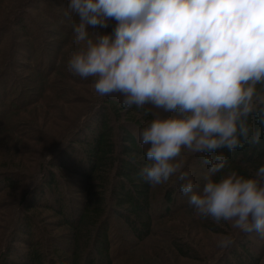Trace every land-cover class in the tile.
I'll list each match as a JSON object with an SVG mask.
<instances>
[{"label": "trees", "instance_id": "obj_1", "mask_svg": "<svg viewBox=\"0 0 264 264\" xmlns=\"http://www.w3.org/2000/svg\"><path fill=\"white\" fill-rule=\"evenodd\" d=\"M68 3L0 0V198L12 199H0V264H261L258 233L198 217L175 177L153 187L140 176L134 133L160 110L124 109L121 96L101 97L94 78L69 70L83 45ZM108 23L89 30L109 34L117 22ZM222 151L224 172L252 177L264 133ZM182 155L202 188L203 154ZM226 235L234 244L213 259L208 241Z\"/></svg>", "mask_w": 264, "mask_h": 264}, {"label": "clouds", "instance_id": "obj_2", "mask_svg": "<svg viewBox=\"0 0 264 264\" xmlns=\"http://www.w3.org/2000/svg\"><path fill=\"white\" fill-rule=\"evenodd\" d=\"M72 14L83 46L69 70L94 78L99 96H121L124 109L169 114L134 133L143 180L155 187L175 177L198 217L264 238V165L252 177L224 172L222 151L258 145L264 133V0H69ZM110 20L111 33L90 32ZM184 150L203 154L202 188L184 170ZM233 244L226 235L217 246Z\"/></svg>", "mask_w": 264, "mask_h": 264}, {"label": "rangeland", "instance_id": "obj_3", "mask_svg": "<svg viewBox=\"0 0 264 264\" xmlns=\"http://www.w3.org/2000/svg\"><path fill=\"white\" fill-rule=\"evenodd\" d=\"M1 199V198H0ZM6 200H10V201H12V199H10L9 197H5V198H3V199H1V201L3 202V203H5L6 202ZM6 213V211L3 209V210H1L0 211V214H5ZM118 224V223H117ZM1 225V224H0ZM256 243H257V248L260 250H264V243H260V242H258V241H256V240H254ZM210 242H212L211 244H210ZM208 243L209 244H207L208 246L207 247H210L211 248V250H212V257H213V259L214 258H217V255L219 254V252H217V250H216V247H217V243H218V241H216V240H214V241H212V240H209L208 241ZM18 247H20V246H22V245H17ZM20 248H22V247H20ZM262 257H264V256H262ZM261 264H264V259H262L261 260Z\"/></svg>", "mask_w": 264, "mask_h": 264}]
</instances>
